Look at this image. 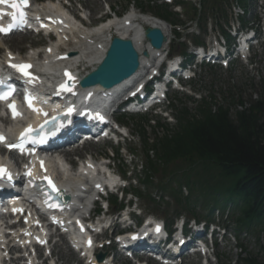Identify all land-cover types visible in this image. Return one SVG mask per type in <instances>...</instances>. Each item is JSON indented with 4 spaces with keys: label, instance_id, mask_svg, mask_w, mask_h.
<instances>
[{
    "label": "trees",
    "instance_id": "16d2710c",
    "mask_svg": "<svg viewBox=\"0 0 264 264\" xmlns=\"http://www.w3.org/2000/svg\"><path fill=\"white\" fill-rule=\"evenodd\" d=\"M214 10L218 0H207ZM216 2V3H215ZM141 6V3L139 4ZM161 18L176 22L175 17L165 7H157ZM264 92V87H263ZM264 97L247 106L243 98H238L236 119L232 120L230 106L217 102H203L195 114L187 109L180 111L176 128L158 124L164 131L163 137L149 144L145 138V128L141 127L146 161L145 184L159 173V167L186 165L181 186L190 190V197L204 203V197L211 192L223 196L209 206L231 205L237 228L264 235ZM144 119L145 118H139ZM149 150L155 153V160L149 158ZM179 177L173 173L171 176ZM182 179V177L180 178ZM182 201L181 190L164 186ZM190 198H187L189 200ZM189 205V203H187ZM209 206H205L206 209ZM244 264H264L249 257Z\"/></svg>",
    "mask_w": 264,
    "mask_h": 264
},
{
    "label": "rangeland",
    "instance_id": "374dc122",
    "mask_svg": "<svg viewBox=\"0 0 264 264\" xmlns=\"http://www.w3.org/2000/svg\"><path fill=\"white\" fill-rule=\"evenodd\" d=\"M47 1V0H43ZM143 6L147 7L149 5V0H139ZM126 0H82L80 9L79 7H75L73 5L72 10L79 11L82 9L84 13L83 15H90L92 20V27L98 26L99 23V16L103 14L105 11V6H115L117 10H121L122 7H125ZM137 8V7H136ZM132 8L128 9L131 10ZM138 9V8H137ZM146 9V8H145ZM137 11V10H136ZM143 12H137L139 14H151L152 11L146 9ZM130 13V12H129ZM185 19L189 20V18L185 15ZM91 29V27L89 28ZM171 38L172 34L170 35ZM8 42V41H7ZM181 42V40H180ZM183 42V41H182ZM6 43V42H5ZM7 44V43H6ZM39 40L37 38L29 37V39L25 40L24 43L19 44L17 48L12 47L10 43L8 42V46H10L15 52L20 53L21 55H26L27 52L30 49H35V47H39ZM179 44V43H178ZM47 43L45 42L46 46ZM172 46V45H171ZM73 46L71 45L70 48ZM173 47V46H172ZM44 48V47H43ZM185 50L186 48L183 46V44L177 49V52L180 53L182 50ZM257 62H262V57H257L255 59ZM82 70V69H81ZM242 69L236 68L234 70L225 72L222 70H216L211 71L209 69H202L199 70L197 73V80L191 83H186V92L182 93H173L169 100H176L174 103L176 106V109L173 114L169 113V117L165 118L162 116H155L156 118H160V121L156 118H153L152 116H144L139 119L137 117L131 118L132 123L129 124L130 133L133 136L128 141H125L123 144L119 145V148L110 150L109 148H104L103 146H89L85 148V151L82 152L83 156L91 155L93 157H97V159H101L102 157H105L107 155V158L114 157L115 159L112 160L113 166L115 168V171L119 174L123 171V165L126 164V166L129 167V170L132 171L131 168L135 166L137 167V170L134 172L135 176L137 178H140L143 180V172L141 170V162L144 161V155L142 152V146L139 141V138L143 139L141 135V127L145 128V138L147 139H155V138H161L164 134V131L162 129H159L156 127V129H151V125L156 124V122H160L161 124H169V128L174 129L176 128V116L177 111H180L181 109L187 108L191 114H195L196 108L198 107V101L206 100L207 103L217 102L218 105H225L230 106V113L232 120L236 119V111L240 110L239 107L236 106V100L238 98H243L245 102L250 104V102L261 100V97H264V92L262 87L260 86L261 83L256 81L250 73H248L247 70L244 69V71H241ZM260 71H264V64L261 65ZM263 76V75H262ZM191 94H195V97H193ZM172 98V99H171ZM264 99V98H263ZM248 107V106H245ZM174 115V118H173ZM134 120V121H132ZM156 120V122H155ZM149 121V123H148ZM154 123V124H153ZM151 130H155V132H152ZM150 140V141H151ZM156 142V139L153 140ZM149 143V142H148ZM150 144V143H149ZM108 150V152H106ZM118 150V154L116 153ZM136 152L135 157H132L130 154V151ZM114 153V154H113ZM77 156H81L80 154ZM77 157L73 159V162L77 161ZM117 159L122 160L124 162L122 164L121 161H117ZM132 160V162H131ZM159 173H156L153 179V184L150 186L147 185H141L140 183L137 184L136 182L133 183L131 190L133 191H141L143 197L141 199H138L137 203L138 207L146 214L147 216H154L158 219H161V217H167V218H173L179 211L184 210V207L182 205H178L177 202L170 197L167 194H170L167 190L164 192L162 191V186H164L166 182V186H176V182L178 181L179 177L171 176L173 173L178 176L186 174L185 171L188 169L186 165L179 164L177 166H160ZM184 196H187L189 194L188 190L183 189ZM213 192H211L209 195H206L204 197V203L205 205L212 203L213 201L219 200L222 201L223 196H214ZM151 196L152 200H155V203L149 200V197ZM160 196H165L162 201H158ZM199 206H201L199 204ZM202 207V206H201ZM199 207V208H201ZM228 206L221 205V209L228 210ZM200 211V209H197ZM206 214L207 211H204ZM187 216V214H184ZM217 217V215H216ZM217 220V219H216ZM219 223H221L219 221ZM238 229L235 227L229 228L228 236L222 240L221 236H217V245L214 247L215 255L217 260H215V257H211L210 264H244L245 260L249 257L256 258L259 262L264 263V235H255V233L252 234H242L240 238L236 239L235 231ZM110 235V234H109ZM61 247L59 246L57 248ZM68 245H64L62 249L55 248V253H58V259L60 264H76L75 259L78 257L74 254H72L67 248ZM242 248V249H241ZM57 249V251H56ZM62 252L60 253V251ZM56 259V258H55ZM116 264H123L121 261H117ZM183 264H200L195 259L193 260H186Z\"/></svg>",
    "mask_w": 264,
    "mask_h": 264
},
{
    "label": "bare ground",
    "instance_id": "6f19581e",
    "mask_svg": "<svg viewBox=\"0 0 264 264\" xmlns=\"http://www.w3.org/2000/svg\"><path fill=\"white\" fill-rule=\"evenodd\" d=\"M39 10L48 12L53 21L55 20V17L59 15V18L63 21L62 31L65 32L62 36V41L64 42L61 41L60 44L57 42L56 45H54L55 48L54 46L47 47L46 49H50V52L43 63L40 64V72L43 73L50 81L56 80L59 72L65 69L79 70V67H84L86 68V74H90L95 71L105 55L109 42L114 37L132 41L135 49L138 50L140 54L144 51L147 52L148 58L141 59V68H146L149 63L156 62L166 52V46L159 51H154L148 49V47L143 44L144 32L146 28H160L163 31H167V29H169L166 25L158 22L155 18L150 16H135V14L130 12L119 21L112 19L89 29L90 27L83 21L73 18L74 12H69V14L64 13L55 3L42 5L39 7ZM29 36L30 34H20L15 36L11 40L12 46L17 47V45L24 43ZM65 41H72L74 46L72 50L69 49V52L67 51L71 55V58L67 60V65H64L61 59L56 58V51L60 50L59 47L62 44H64L63 46H67ZM43 53L45 54V50ZM84 99H87V102H92L93 96L86 94L83 96L81 102H84ZM104 165H106V163L102 162L98 165V167L104 168ZM85 179L91 182L95 181L94 177H91L90 175H88ZM61 181L64 189L74 203L79 202L78 195L84 184V180L76 175L68 174L66 177L63 175ZM83 206L86 208L88 203L85 201ZM14 263L18 264L17 261H14Z\"/></svg>",
    "mask_w": 264,
    "mask_h": 264
},
{
    "label": "water",
    "instance_id": "95a60500",
    "mask_svg": "<svg viewBox=\"0 0 264 264\" xmlns=\"http://www.w3.org/2000/svg\"><path fill=\"white\" fill-rule=\"evenodd\" d=\"M146 37L151 45L160 49L164 42L162 32L158 29H148ZM139 67L138 54L130 41L115 39L110 47L107 58L99 69L82 82L83 86L100 84L111 88L131 77Z\"/></svg>",
    "mask_w": 264,
    "mask_h": 264
},
{
    "label": "snow or ice",
    "instance_id": "6c2138e0",
    "mask_svg": "<svg viewBox=\"0 0 264 264\" xmlns=\"http://www.w3.org/2000/svg\"><path fill=\"white\" fill-rule=\"evenodd\" d=\"M0 3L8 4L9 3V0H0ZM23 3L27 5L28 4V0H23ZM12 7L13 8H17L18 7V4L13 3L12 4ZM13 27H15V25L10 26L8 29H4L3 27H0V32H2L4 34H7L9 31L12 30ZM10 66L13 67V68H15V69H17L18 71L22 72V74L24 76H26V77L30 75L27 71H25V68L26 67H30V66H20V65H15V64L10 65ZM66 75H68V74L66 73ZM69 79H72V77L69 76ZM61 90L62 91H67V92H72L73 91V89L71 87H67L65 85H61ZM12 91H14V89H11L9 92L0 93V99H6L11 94ZM33 100H34V97H31V95L29 94L28 97H27V102H28V104H29L30 107H32V101ZM9 107L12 108V110H13V116L14 117L16 115H19L20 114V113H18V111L16 110V108H15L14 105H10ZM34 110L35 111H41V109H34ZM73 110L74 109L69 108L68 109V112L71 113ZM44 115L47 116V113H44ZM99 118L100 119H103V117H99ZM31 131H32L31 128H29V129L26 130L27 133H30ZM24 137H25V134H22V140L24 139ZM2 140H4V137L3 136H0V141H2ZM44 142H45V139L44 138H41L40 139V143H44ZM9 147L10 148H13V147L20 148L21 151H23V143L22 142L20 144L9 145ZM41 166L43 167V162L42 161H41ZM27 174L29 176L32 175L31 172H28ZM0 178H6L7 180L11 181L12 180V174L10 172H6V170L3 169V168H0ZM44 179L48 180L49 178L48 177H44ZM49 183H51L50 180H49ZM49 206L51 207L52 205H49ZM155 231L157 233H159L161 231V228H160L159 225L156 226ZM136 238H138V237L133 236V239H136ZM88 243H89V246H91V240H89Z\"/></svg>",
    "mask_w": 264,
    "mask_h": 264
}]
</instances>
